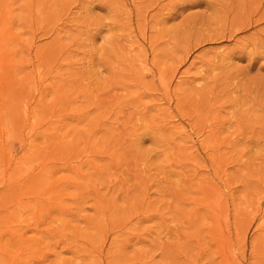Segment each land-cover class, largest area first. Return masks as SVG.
<instances>
[{"label": "rangeland", "instance_id": "1", "mask_svg": "<svg viewBox=\"0 0 264 264\" xmlns=\"http://www.w3.org/2000/svg\"><path fill=\"white\" fill-rule=\"evenodd\" d=\"M0 264H264V0H0Z\"/></svg>", "mask_w": 264, "mask_h": 264}]
</instances>
